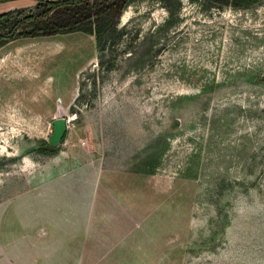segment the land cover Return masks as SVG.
<instances>
[{"label": "rangeland", "instance_id": "1", "mask_svg": "<svg viewBox=\"0 0 264 264\" xmlns=\"http://www.w3.org/2000/svg\"><path fill=\"white\" fill-rule=\"evenodd\" d=\"M117 24L0 49V264H264V0Z\"/></svg>", "mask_w": 264, "mask_h": 264}, {"label": "trees", "instance_id": "2", "mask_svg": "<svg viewBox=\"0 0 264 264\" xmlns=\"http://www.w3.org/2000/svg\"><path fill=\"white\" fill-rule=\"evenodd\" d=\"M18 0H0V4ZM32 10L15 9L0 14V49L14 42L64 33H84L96 38L99 50L117 28L119 18L133 0H36ZM246 8L259 0H214Z\"/></svg>", "mask_w": 264, "mask_h": 264}, {"label": "water", "instance_id": "3", "mask_svg": "<svg viewBox=\"0 0 264 264\" xmlns=\"http://www.w3.org/2000/svg\"><path fill=\"white\" fill-rule=\"evenodd\" d=\"M68 119L59 118L53 122L54 132L48 145L43 149L47 152H56L57 148L63 143L68 129Z\"/></svg>", "mask_w": 264, "mask_h": 264}, {"label": "crops", "instance_id": "4", "mask_svg": "<svg viewBox=\"0 0 264 264\" xmlns=\"http://www.w3.org/2000/svg\"><path fill=\"white\" fill-rule=\"evenodd\" d=\"M23 2H34L33 0H18V1H14V2H9V3H23ZM30 6V5H29ZM21 7H24V6H21ZM26 7H28V4L27 5H25V7L24 8H21V9H25ZM18 9H20V8H18ZM15 10V9H14ZM12 11V10H11ZM94 37V36H93Z\"/></svg>", "mask_w": 264, "mask_h": 264}]
</instances>
